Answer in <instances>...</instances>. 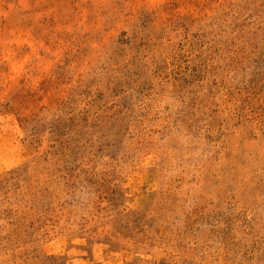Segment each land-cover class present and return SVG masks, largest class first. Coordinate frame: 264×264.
Masks as SVG:
<instances>
[{
  "label": "rangeland",
  "instance_id": "1",
  "mask_svg": "<svg viewBox=\"0 0 264 264\" xmlns=\"http://www.w3.org/2000/svg\"><path fill=\"white\" fill-rule=\"evenodd\" d=\"M0 264H264V0H0Z\"/></svg>",
  "mask_w": 264,
  "mask_h": 264
}]
</instances>
